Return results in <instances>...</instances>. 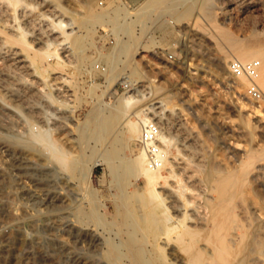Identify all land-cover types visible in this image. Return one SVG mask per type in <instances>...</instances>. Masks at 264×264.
<instances>
[{
	"label": "bare ground",
	"instance_id": "obj_1",
	"mask_svg": "<svg viewBox=\"0 0 264 264\" xmlns=\"http://www.w3.org/2000/svg\"><path fill=\"white\" fill-rule=\"evenodd\" d=\"M19 3L20 0H0V121L12 105V100L18 102H14V111L19 112L22 106L26 108L21 117L25 132L9 141L11 151L26 159L35 157L45 162L53 161L60 169H76L79 164L75 177L80 181L85 179L88 182L94 166L104 161L114 172L122 166L145 183L144 189L138 192L141 208L130 205V194L119 196L123 220L118 226L122 237H118V242L110 243L94 229L85 231L84 236L91 242H102L113 248L107 247L105 259L94 261L86 257L81 264H264V192L260 180L264 179V0H202L203 8L198 7L189 24L186 21L187 9L178 18L172 16L178 9L175 3L173 5L176 6H170L165 12L170 18L158 23L157 27L165 30L171 26L170 22L177 23L183 19L182 28L191 42L199 46H203L204 42L208 44L207 53L217 57L218 68L224 78L229 76L225 68L228 58L260 59L256 83L262 96L259 100L239 102L241 109L251 111L237 115L239 134L244 139L243 142L236 141L234 148L240 151L235 150L234 156L224 162L215 159L204 161L202 156L196 162L192 160L193 164L190 163V133L185 113L180 111L175 126L171 127L163 98L152 100L144 107L137 105L127 109L132 97H138L136 101H140V97L152 99L155 96L156 86L149 89L143 82L148 79L140 80V84L136 85L135 80L124 76L133 84L138 95L124 96L112 106L89 111L86 115L90 122L87 123L88 130L77 132L80 122L70 121L73 106L67 103L70 96H74V88L65 73L50 66L48 59L51 55L47 51L55 45L60 49L61 56L66 58L74 53L77 57L82 50L81 39L86 22L94 16L89 19L85 12H73L55 0H30L22 8H18ZM197 15L207 21L209 28L196 21ZM254 16H261V20L244 28L243 37L229 27L214 23L216 18H226L230 25L236 27L242 18ZM137 18L140 15L136 14ZM21 24L25 25L30 43H25L22 37ZM54 26L62 31L56 33ZM120 26L126 30L131 27L122 23ZM120 54L129 59L132 52L122 49ZM112 70L110 68L109 72ZM239 81L240 85L247 82L243 76L239 77ZM42 96L45 98H42L43 101L40 100ZM142 109H146L144 114L151 113L161 126L162 157L159 167L147 165L142 149L134 157L122 152L118 154V168L112 162L116 154L114 149L85 157H81L80 150L79 162L75 154L64 147L77 146L81 149L88 138L95 143H107L119 134L137 139L141 122L151 117L147 114L140 117ZM49 123L54 127L56 137L51 135ZM181 128L185 132H180ZM179 136L184 153L171 157L164 145L171 144ZM70 156L73 161L69 160ZM160 168L167 169L177 181H186L185 187L183 185L182 189L169 183L157 190L159 179H166ZM5 180L9 181V177ZM92 195L89 194L90 200L87 199L95 204ZM2 210L12 226L6 232L0 231V264H33L27 261L30 257L27 259L21 250L25 239L17 222L18 212L7 202ZM85 216L97 220L94 207L90 206Z\"/></svg>",
	"mask_w": 264,
	"mask_h": 264
},
{
	"label": "rangeland",
	"instance_id": "obj_2",
	"mask_svg": "<svg viewBox=\"0 0 264 264\" xmlns=\"http://www.w3.org/2000/svg\"><path fill=\"white\" fill-rule=\"evenodd\" d=\"M29 1L20 0L18 8H22ZM55 1L73 12H85L89 19L91 15L94 16L86 22L85 33L81 39L82 50L77 57L74 53L68 54L66 58L61 56L60 49L55 45H51L47 51L51 55L48 59L50 66L55 71L65 73L74 88V96H70L67 103L68 106H73L70 121L81 123L77 124V132L88 130L87 125L90 122L86 115L89 111L112 106L124 96L138 95L133 84L124 77L129 76L135 80L136 85L140 84V80L148 79L149 81H143L145 85L149 89L152 86L157 88L155 87L156 92L152 99L147 96L136 101L139 98L132 97L127 109L131 110L137 105L144 107L152 100L163 98L168 107L166 112L170 117L171 127L175 126V119L180 111L186 114L191 164L192 160L196 162L202 156L204 161L215 159L224 162L228 157L234 156V152L240 151L234 148L236 141L243 142L244 139L239 134L237 115L239 112L245 114L251 111L241 109L239 102H248L250 99L242 93L239 81L230 76L224 78L220 73L218 59L207 53L206 42L203 46L191 42L190 36L182 28L183 19L177 23L170 22L171 26L165 30L157 27L159 22L170 18L165 12L176 0H103L101 4L98 0H74L75 3L73 0ZM177 2L178 9L172 16L178 18L187 9L188 24L193 21L198 7L203 8L202 0ZM136 14L140 15L139 19H136ZM259 19L261 20V16L242 18V23L239 21L236 27L230 25L226 18H216L214 23L229 27L239 37H243L244 28ZM196 21L209 28L207 21L201 16L197 15ZM121 23L129 24L130 29L126 30L124 26H120ZM21 27L25 43H30L25 25L21 24ZM54 28L56 33L62 31L57 26ZM104 29L112 37L111 42L106 40L104 34L101 36ZM122 49L125 52L131 51V58L120 54ZM167 53L171 57H167ZM95 62L105 65V70H97L94 67ZM110 68L113 70L109 72ZM42 98L44 97L40 98L41 101ZM14 102L18 103L12 100V105L7 108L0 121V231L6 232L12 226L2 210L7 202L19 214L17 222L25 239L21 250L26 258L30 257L27 261L33 264H81L86 257L94 261L105 259L108 246L102 242H91L84 233L88 229H94L110 243L118 242L122 238L118 233V226L123 220L119 199L121 195L127 197L130 194V205L141 208L138 192L144 189V180L139 176L134 177L122 166L118 172H114L103 161L94 166L88 182L85 179L80 181L75 177L79 164L76 169H60L53 161L45 162L35 157L26 159L11 151L9 141L25 132L21 117L26 113V108L22 106L16 112L12 109L15 108ZM154 104L156 105L155 102ZM145 111L146 109H142L140 117H145L146 114L152 117L149 112L144 114ZM48 125L52 128L51 135L56 137L54 127L50 123ZM183 130L181 128L180 132H185ZM119 135L107 143H95L92 138H88L81 149L77 146L64 147L69 148L79 162L80 150L81 157H85L98 151L114 149L116 154L112 162L119 168L118 154L122 152L126 156L134 157L141 150L136 138ZM181 144L179 136L164 147L166 146L165 149L171 157H179L184 153ZM72 157L75 158L74 155ZM72 157H69L70 161H73ZM160 172L166 179H159L157 190L160 189L159 186L169 183L179 188L187 184L183 179L177 181L165 168H160ZM7 176L9 181L5 180ZM260 180L264 192V179ZM88 193L94 195L95 204L89 202ZM262 204L264 206V198ZM90 206L94 207L97 220L85 216ZM77 216L82 218L78 219ZM110 246L109 249L113 248Z\"/></svg>",
	"mask_w": 264,
	"mask_h": 264
},
{
	"label": "built area",
	"instance_id": "obj_3",
	"mask_svg": "<svg viewBox=\"0 0 264 264\" xmlns=\"http://www.w3.org/2000/svg\"><path fill=\"white\" fill-rule=\"evenodd\" d=\"M103 0H98L101 4ZM107 29L102 30V35L108 42H111L112 37L108 34ZM167 57H171L167 53ZM260 65V59L250 58L248 60H239L237 58H229L225 63V68L228 75L233 79L239 81V77H244L247 82L241 84L242 93L250 100H259L262 96L261 91L256 83L257 70ZM94 67L97 70L104 71L105 65L95 62ZM240 82V81H239ZM241 83V82H240ZM161 126L155 117H149L141 122L139 127L137 143L143 150L146 162L149 167H159L161 164L162 149L159 134Z\"/></svg>",
	"mask_w": 264,
	"mask_h": 264
}]
</instances>
